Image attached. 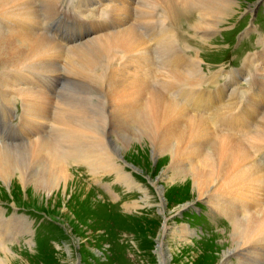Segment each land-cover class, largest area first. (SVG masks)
Listing matches in <instances>:
<instances>
[{"label": "bare ground", "instance_id": "bare-ground-1", "mask_svg": "<svg viewBox=\"0 0 264 264\" xmlns=\"http://www.w3.org/2000/svg\"><path fill=\"white\" fill-rule=\"evenodd\" d=\"M60 1L42 0L40 6L45 16L53 14ZM100 1L102 10L113 21L108 25L99 24L94 18L82 21L79 24H97L95 30L86 38H74L78 43L69 46L59 40V34H44L39 30L35 0H0V117L11 114L15 98L22 100L20 116L26 114V123L9 122L13 131L22 127L23 142L18 137L0 140V183L30 189L38 195L61 193L63 198L62 193L69 190L68 185L74 180L68 168V162L72 161L86 165L93 172H113L129 189L132 182L122 169L112 166L111 158L123 161L124 152L135 150V155L143 154L144 159L148 155L162 160L160 175L151 182L154 186L164 176L169 178L170 188L187 186L194 196L192 200L204 198L212 214L225 216L232 225L227 233L230 247L222 252L216 264H227L230 258L240 264H261L264 261V153L256 156L251 145L264 141V92L262 100L251 97L253 109L250 107L241 114L253 118L261 115L254 134L223 135L208 113L221 117L226 105L220 108L213 102L208 105L211 108H206L212 111L197 110L195 114L187 105L188 93L181 83H189L203 73L198 54L179 71L171 65L166 43L147 45L145 34L140 36L136 29L138 18L148 15L151 7L158 9L168 3V9L177 13L185 10L184 6L178 0ZM181 1L195 12L197 17L192 24L203 28L200 34L203 39H207V29L216 28L214 25L234 7L231 0ZM65 2L59 11L64 10ZM80 12L82 17L86 14ZM89 14L95 17L96 10H89ZM171 45L179 48L176 41ZM189 47L184 43L185 49ZM114 50H124L129 55L119 66L112 65V59L121 54ZM261 59L259 71L264 80V50ZM60 68L84 86L77 99L70 101L69 108L56 102L58 111H69L62 118L49 110L53 102L49 93L55 79L52 76H59ZM36 73L40 75L35 77ZM155 74L159 76L158 83L154 82ZM231 83L236 87V80ZM96 95L100 97L95 98ZM256 109L259 112L253 113ZM51 118L57 124L55 140L48 133L37 137L35 134L44 132ZM247 124L255 125L251 120ZM136 143V149H132ZM138 191L144 194L143 202L150 205L145 188L140 185ZM70 193L74 197L72 189ZM138 205L137 201L133 203L135 207ZM169 229L173 236L186 239L189 247L190 244L198 247L193 231L184 225H168L166 220L159 235L167 234ZM160 243L161 264H167ZM8 260L0 257V264H8Z\"/></svg>", "mask_w": 264, "mask_h": 264}, {"label": "rangeland", "instance_id": "rangeland-1", "mask_svg": "<svg viewBox=\"0 0 264 264\" xmlns=\"http://www.w3.org/2000/svg\"><path fill=\"white\" fill-rule=\"evenodd\" d=\"M178 1L187 11L184 3ZM231 1L234 7L227 14L234 11L242 13L258 0ZM63 9L78 16L79 12L70 7L69 0L65 2ZM132 12L140 13L135 9ZM81 28L78 27V31ZM90 32L92 30L88 29L78 38H86ZM199 39L206 40L202 36ZM76 42L78 40L72 39L67 44L71 46ZM185 44L190 46L188 50L191 47L194 49L190 42ZM117 51L119 50H114ZM199 58L201 59L200 56ZM100 62L105 64L104 60ZM61 64L64 65L65 62ZM201 68L203 69L202 65ZM62 71L60 68L59 76H52L55 79L52 87L50 86L52 92L49 93L54 96L55 102L69 108L72 106L70 101L77 99L84 86L74 77L67 76L65 71L61 74ZM38 75L40 74L36 73L35 77ZM231 80L233 79L229 80L230 84ZM218 85L222 86L221 83ZM106 87L110 88L109 85ZM174 96L175 94L171 95L172 98ZM210 111L212 110H207ZM257 112L259 110L256 109L253 113ZM68 113V110L61 113L56 107L54 115L62 118V114ZM55 125L56 129L57 124ZM40 133H48L54 139L46 127ZM220 133L225 135L224 131ZM22 134L19 138L23 140L25 133ZM135 145L137 143L133 146ZM136 146L132 149H136ZM134 151L123 153L125 164L114 156L111 158L112 166L122 169L123 174L132 182L128 185L129 189L113 172H93L86 165L72 161L68 162V168L74 180L70 181L69 190L62 193L63 198L61 193L53 196L38 195L30 189L8 187L0 183V207H4L6 214L0 211V257H7L8 264H161L160 241L163 253L167 256V264H216L230 247L227 233L232 225L225 216L212 214L204 203V198L192 200L194 196L190 194L189 187L170 188L172 185L166 176L154 186L151 182L158 179L163 166L162 160L148 155L144 159L143 154L142 157L137 156ZM140 185L149 193L148 198L152 202L150 205L143 202L144 194L138 191ZM71 189L75 192L74 197L70 193ZM136 201L139 205L135 207L133 203ZM188 201L190 202L185 208L181 206ZM179 206L182 208L175 212L174 209ZM5 207L9 209L6 210ZM166 220L168 225H184L186 229L193 231L192 237L198 247H193L192 244L189 247L186 239L173 236L170 229L167 234L159 235ZM230 259L227 264H240L237 259Z\"/></svg>", "mask_w": 264, "mask_h": 264}]
</instances>
